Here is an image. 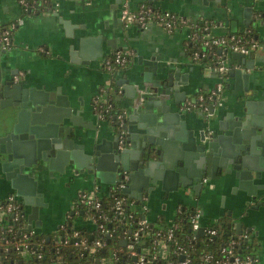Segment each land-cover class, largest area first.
Segmentation results:
<instances>
[{"label":"water","instance_id":"95a60500","mask_svg":"<svg viewBox=\"0 0 264 264\" xmlns=\"http://www.w3.org/2000/svg\"><path fill=\"white\" fill-rule=\"evenodd\" d=\"M244 17L246 27L264 26V11L256 5L247 8ZM255 38L259 39L257 34ZM83 43L81 38L80 47ZM2 53L0 179L10 184L21 202L26 230L39 225L40 207L47 205L39 183L56 179L54 173L99 186L124 182L121 193L136 202L144 195L167 199L187 188L200 191L208 177L230 185L232 191H245L255 201L251 208L264 212V184L255 183L264 172V101L255 100L247 86L239 88L243 92L235 93L227 110H216L212 104L208 114L187 111L181 107L186 99L181 88L188 84L187 74L181 72L184 63L178 66L152 58L151 64L114 82L121 89L115 96L120 108L113 101V88L105 90L109 94L105 100L122 119L116 121L114 113L111 121L103 120L108 126L102 133L79 119L61 89L38 88L6 72ZM230 55L237 63H246L244 54ZM228 74L236 81L247 75L240 69ZM213 116L215 120L209 119ZM80 127L96 129L95 134ZM203 231L201 226L196 235ZM240 232L237 224L235 233Z\"/></svg>","mask_w":264,"mask_h":264},{"label":"crops","instance_id":"0c3cea01","mask_svg":"<svg viewBox=\"0 0 264 264\" xmlns=\"http://www.w3.org/2000/svg\"><path fill=\"white\" fill-rule=\"evenodd\" d=\"M119 3L120 0H60L50 10L29 12L20 7L18 0H0L1 24H8L18 17L23 20L11 37L10 47L5 50L0 48L4 52L1 55L4 70L13 72L19 81L27 79L38 88L48 91L61 89L60 93L68 96L73 110L79 113V119L102 133H107L108 125L106 121L97 120L94 114L96 98L99 102L106 99L109 95L106 91L111 86L113 101L120 108L115 96L121 89L114 82L124 73L128 75L151 64L152 58L159 63L176 62L178 66L184 63L181 72L187 74L188 84L181 89L186 92L185 101L199 92L209 91L221 80L209 65L190 56L188 28L167 33L156 24L146 29L134 24L126 26L119 18ZM141 4L169 11L191 21L211 22V33L220 36L247 29L244 17L247 8L256 5L264 11V0L259 3L257 0H130L132 9ZM65 22L71 26L65 25ZM254 30L264 42V26H256ZM81 38L84 39L82 47ZM119 49L131 51L129 64L121 70L106 71L102 65L103 59ZM245 56L246 63L242 64L232 59L230 54L227 55V63L232 69H240L247 75L239 81L227 75L221 95L222 105H215L216 110L230 108L236 98L235 93H242L243 89L239 88L244 86L254 92L255 100L264 101V49H256ZM84 61L87 63H82ZM184 103H181V107ZM209 119L215 120V116ZM96 129L80 130L95 134ZM53 175L56 179L48 178L39 183V191L43 193V202L47 205L40 207L39 225L32 230L47 237L54 236L65 227L90 230L91 221L83 216L76 204L78 192L94 191L100 195L107 192L111 185L99 186L98 182L91 180L73 181L66 177L58 178L56 173ZM203 180L200 191L187 188L179 193L173 192L167 199L160 194L144 195L142 201L148 207L147 216L151 219L163 216L168 220L174 216L177 207L196 203L201 210L199 221L202 227L228 217V226L235 234L236 225L240 224L241 232L247 233L256 244L259 264H264L263 208L252 209L255 201L245 191H232L230 185L218 184L208 177ZM255 183L264 184V172ZM261 192L258 190V194ZM12 194L15 192L10 184L0 179V202Z\"/></svg>","mask_w":264,"mask_h":264},{"label":"built area","instance_id":"2783aa9c","mask_svg":"<svg viewBox=\"0 0 264 264\" xmlns=\"http://www.w3.org/2000/svg\"><path fill=\"white\" fill-rule=\"evenodd\" d=\"M20 7L28 11H36L35 8L40 5H46L48 0H32L29 2L28 0H18ZM58 4L57 0H52L51 6L47 7L44 10H50L52 7ZM120 10H119V18L120 21L124 25L134 24L141 29H146L151 24H156L161 26L167 33H172L176 29L179 28H188L187 32V41H193L196 39L200 40L201 45L208 50L218 49L220 51L219 55H217L213 64L209 65L218 75H223L228 73L232 67L227 63V55L231 52H240L244 55H248L250 52L263 48L264 42L257 38H247V35L244 33L246 30L240 33H229L227 35H213L211 33V29L213 24L208 21H191L187 18L175 15L169 11L155 9L150 5L141 4L136 9H132L130 5V0H120ZM37 5V6H36ZM23 23L21 17L16 18L15 20L8 23L6 29L0 31V48L5 50L11 45V37L16 29ZM245 34V35H244ZM43 51V49H40ZM131 57V51L128 49H119L112 52L110 55L105 57L102 61L103 68L106 71L113 72L115 69L120 70L126 67ZM192 59L199 60L200 58L205 57V53L201 51H194L191 55ZM223 92V85L221 80L211 88L207 92L197 93L195 96L186 100L183 104V109L190 110H200L203 114H208L210 105H222L221 95ZM102 104L105 105V108H102ZM94 114L97 117V120L103 121L104 114L106 112L111 113L112 115L116 113V121H121L122 115L117 112H112V105L107 100L103 99L101 102L96 98L93 103ZM121 142V141H120ZM203 181H206L204 179ZM125 186L124 182H120L119 184L111 185L107 190L109 194L121 193V189ZM127 197V196H126ZM128 200L135 201L132 198L127 197ZM142 201V200H141ZM76 204L79 206L85 205L91 207L96 213V217H87L91 223L92 228L96 229V231L103 237H109L112 233V229L110 227H105L106 222H110L114 219H120L124 216V211L126 209V200L122 197H114V203L112 205V217L103 213L102 204L100 201V195L96 192H87V191H79L76 199ZM22 205L16 195H9L4 201L0 202V253H4L3 258H6L11 251L20 254L22 257L30 258L34 255L33 250H28V239L31 236L35 235L36 232L31 230L28 231L25 229L24 221L22 220V224L17 226L16 222L21 220L22 218ZM200 216L201 213L199 210L196 211L194 216L191 218V227L194 232H196L200 227ZM110 225V224H109ZM139 228L133 232L131 236V243L126 245V248L129 254L136 259L137 264H144L148 260L143 256L139 255V250L135 249V241L139 238V233L145 227L148 226L147 220L142 218L138 221ZM177 225L173 224L169 226L164 233L158 232L157 235L161 237L162 241H169L174 236V231ZM14 232L16 237L9 238V236H13ZM207 234L209 236H213L216 234L215 229L210 228L207 230ZM249 235L244 233L242 238L247 239ZM74 239L72 242L75 246L82 245L84 242L81 238L78 237V233L74 232L70 241ZM63 244L68 242V239H63ZM237 240H229L225 246L221 248V253L231 256L230 262L228 264H259L258 258L254 255H246L239 256L232 254V250L235 245L238 244ZM159 243V240H158ZM159 245V244H158ZM105 247V242L102 240V237H99L93 241V245L91 246V251H97V249H101ZM158 251V255L162 258L168 257L167 249L162 246ZM174 253H177L179 257L183 256V260H178L175 264H190V259L188 256L184 255V248L180 245H177ZM114 255V254H113ZM157 256V255H156ZM37 257L40 258L41 254H37ZM112 258V256H111ZM209 256H205V260H209ZM219 262V261H218ZM103 263V262H102ZM15 264V263H14Z\"/></svg>","mask_w":264,"mask_h":264},{"label":"trees","instance_id":"16d2710c","mask_svg":"<svg viewBox=\"0 0 264 264\" xmlns=\"http://www.w3.org/2000/svg\"><path fill=\"white\" fill-rule=\"evenodd\" d=\"M28 1L31 2L32 0ZM51 3L52 0H48L46 5H36L37 8L35 9L36 11H42L51 6ZM24 11H28V9ZM7 26L8 24L0 23V31L6 29ZM244 33L247 35V38H255L256 33L252 28L246 30ZM196 50L205 53V57L199 59L204 64H213L217 55L220 53L218 49L208 50L204 48L199 39L189 41L188 52L190 56ZM227 75L228 73L221 75L223 90L225 85L224 79ZM102 108H105V105L102 104ZM112 112L114 113V111ZM103 114L104 120H112L113 115L111 113L106 112ZM126 196L120 192L109 194L108 191L100 194L103 213H107L111 217L113 212L111 207L114 203V197L125 198L127 203L123 217L114 219L111 223L106 222L104 224L105 227H108L110 224V228L112 229L109 237L101 236L96 229L88 230L83 228L73 230L67 227L58 230L51 237H47L42 233H36L27 241L28 250L34 251L33 256L28 259L11 249L6 258H3L4 253H0V264H103L102 259L107 257H110L112 264H137L136 259L129 254L126 245L132 242L131 236L139 228L138 221L142 218L147 220L148 226L140 231L139 238L135 241L134 245L135 249L140 251L139 255H143L148 260L144 264L177 263L179 256L177 253H174L177 245L184 248V255L189 257L190 264H228L231 256L221 253V248L232 239L239 241L233 248L232 254H237L241 257L246 255L257 256V247L254 241L252 239L250 240L249 237L243 239L242 236L245 233L243 231L239 234H234L231 231V227L228 226V217H223L212 224L203 225V234L198 236L196 235L197 231L194 232L191 227V218L199 210L196 203L177 207L174 216L168 220L163 216L151 219L147 216L148 207L145 202L131 201ZM79 208L85 217L97 216V213L91 207L81 205ZM199 211L201 213V210ZM16 224L19 226V224H22V221L19 220ZM173 224L177 225L173 238L169 241H162L161 237L157 235L158 232L164 233ZM210 228L215 229V235L209 236L207 234V230ZM74 232H77L78 237L83 240L84 243L82 245L75 246L70 241ZM14 237H16L15 232L13 236H9V238ZM99 237H102V240L105 242V247L97 249V251H91L90 248L93 245V241ZM61 238L68 239V242L63 244V241L60 240ZM162 246L168 251L169 255L167 258H162L158 255L159 249L163 248ZM37 254H41V257L38 258ZM205 256H209V260H205Z\"/></svg>","mask_w":264,"mask_h":264},{"label":"rangeland","instance_id":"374dc122","mask_svg":"<svg viewBox=\"0 0 264 264\" xmlns=\"http://www.w3.org/2000/svg\"><path fill=\"white\" fill-rule=\"evenodd\" d=\"M102 262H103V264H112V260L110 259V257L103 258Z\"/></svg>","mask_w":264,"mask_h":264},{"label":"flooded vegetation","instance_id":"af4514ba","mask_svg":"<svg viewBox=\"0 0 264 264\" xmlns=\"http://www.w3.org/2000/svg\"><path fill=\"white\" fill-rule=\"evenodd\" d=\"M246 28H247V29H251V28H252L253 31L255 32V30H254L255 27L249 26V27H246ZM255 33H256V32H255ZM113 72H114V71H113ZM14 195H15V194H14Z\"/></svg>","mask_w":264,"mask_h":264}]
</instances>
